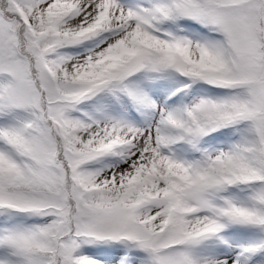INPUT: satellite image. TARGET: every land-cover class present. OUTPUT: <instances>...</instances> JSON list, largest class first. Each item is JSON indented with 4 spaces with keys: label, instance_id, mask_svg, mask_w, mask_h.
I'll return each instance as SVG.
<instances>
[{
    "label": "snow or ice",
    "instance_id": "1",
    "mask_svg": "<svg viewBox=\"0 0 264 264\" xmlns=\"http://www.w3.org/2000/svg\"><path fill=\"white\" fill-rule=\"evenodd\" d=\"M0 264H264V0H0Z\"/></svg>",
    "mask_w": 264,
    "mask_h": 264
}]
</instances>
